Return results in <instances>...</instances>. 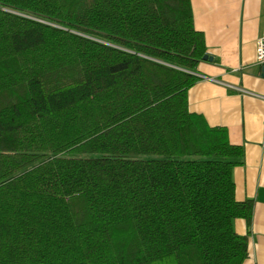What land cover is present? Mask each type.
<instances>
[{"label": "trees", "instance_id": "1", "mask_svg": "<svg viewBox=\"0 0 264 264\" xmlns=\"http://www.w3.org/2000/svg\"><path fill=\"white\" fill-rule=\"evenodd\" d=\"M206 50L190 0H0V264L245 260Z\"/></svg>", "mask_w": 264, "mask_h": 264}, {"label": "crops", "instance_id": "2", "mask_svg": "<svg viewBox=\"0 0 264 264\" xmlns=\"http://www.w3.org/2000/svg\"><path fill=\"white\" fill-rule=\"evenodd\" d=\"M190 1L211 59L199 62L188 106L209 125L225 127L229 141L244 148L232 177L236 200H253L252 216L249 224L235 218L233 228L248 235V256L241 264H264V76L256 58L264 0Z\"/></svg>", "mask_w": 264, "mask_h": 264}, {"label": "built area", "instance_id": "3", "mask_svg": "<svg viewBox=\"0 0 264 264\" xmlns=\"http://www.w3.org/2000/svg\"><path fill=\"white\" fill-rule=\"evenodd\" d=\"M256 58L260 66L264 65V31L256 43ZM241 88H238L240 90Z\"/></svg>", "mask_w": 264, "mask_h": 264}, {"label": "water", "instance_id": "4", "mask_svg": "<svg viewBox=\"0 0 264 264\" xmlns=\"http://www.w3.org/2000/svg\"><path fill=\"white\" fill-rule=\"evenodd\" d=\"M203 60H206V59H211V57L207 54H204L203 57H202ZM261 75L264 76V65L261 66Z\"/></svg>", "mask_w": 264, "mask_h": 264}]
</instances>
